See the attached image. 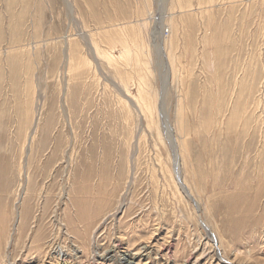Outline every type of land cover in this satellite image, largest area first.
<instances>
[{"label": "rangeland", "instance_id": "obj_1", "mask_svg": "<svg viewBox=\"0 0 264 264\" xmlns=\"http://www.w3.org/2000/svg\"><path fill=\"white\" fill-rule=\"evenodd\" d=\"M124 252L264 264V0H0V264Z\"/></svg>", "mask_w": 264, "mask_h": 264}, {"label": "bare ground", "instance_id": "obj_2", "mask_svg": "<svg viewBox=\"0 0 264 264\" xmlns=\"http://www.w3.org/2000/svg\"><path fill=\"white\" fill-rule=\"evenodd\" d=\"M166 119V118H165ZM163 129H164V127H163ZM169 142H168V144L170 145V147H171V149H172V151H173V154H174V159L173 160H175V166H174V168H175V170H177L178 169V167H179V161H178V156H177V145H175L174 144V141H173V138L171 137V139L170 140H168ZM174 170V173L176 172ZM175 174H177V173H175ZM179 175V176H178ZM258 175H260V174H258ZM176 177H177V179L179 178V180L178 181H180L181 182V179L182 178H180L181 177V175H180V173L179 174H177L176 175ZM180 187H182V186H180ZM184 187V186H183ZM182 191H183V193L185 194V195H187V189L186 190H184V188H180ZM189 195V194H188ZM190 197V196H189ZM190 199H191V197H190ZM195 202V201H194ZM195 204H197V203H195ZM198 205V204H197ZM108 252H109V250H108ZM118 253V252H117ZM139 253V252H138ZM137 252L136 253H134V254H129L128 252H124V254H122L121 255V257L119 258V260H118V264H132L133 263V261L135 260V256H137V254H138ZM56 254H58V256L60 255V254H63V256H68V254H66V252H64L62 249H60ZM140 254V253H139ZM148 254V253H147ZM114 255H117V254H114ZM104 256V255H103ZM68 258V257H67ZM220 259H222L223 261H227V260H225L224 258H222V257H220ZM66 261V260H65ZM65 261H64V263H65ZM197 262V261H196ZM109 263V262H108ZM114 263V262H113ZM226 263H228V261L226 262ZM231 263V262H230ZM63 264V263H62ZM137 264V263H136Z\"/></svg>", "mask_w": 264, "mask_h": 264}]
</instances>
